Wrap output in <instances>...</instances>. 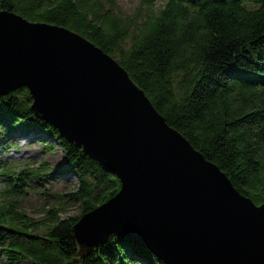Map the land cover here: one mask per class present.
<instances>
[{"label":"trees","instance_id":"1","mask_svg":"<svg viewBox=\"0 0 264 264\" xmlns=\"http://www.w3.org/2000/svg\"><path fill=\"white\" fill-rule=\"evenodd\" d=\"M0 12L67 29L116 59L171 127L238 192L264 206V0H165L160 7L145 0L132 14L116 0H0ZM32 106L26 87L0 97V142L37 137L49 153L60 147L67 162L55 172L47 163L4 167L2 264H166L114 235L79 257L75 227L113 199L121 183L36 118ZM64 174L78 185L43 207L40 219L20 208L29 181L53 187L50 181ZM42 195L53 197L44 187ZM69 205L79 206L78 216L64 217Z\"/></svg>","mask_w":264,"mask_h":264},{"label":"water","instance_id":"2","mask_svg":"<svg viewBox=\"0 0 264 264\" xmlns=\"http://www.w3.org/2000/svg\"><path fill=\"white\" fill-rule=\"evenodd\" d=\"M22 87L36 118L121 183L75 227L79 257L114 235L166 264H264V206L171 127L116 59L67 29L0 12V97Z\"/></svg>","mask_w":264,"mask_h":264},{"label":"rangeland","instance_id":"3","mask_svg":"<svg viewBox=\"0 0 264 264\" xmlns=\"http://www.w3.org/2000/svg\"><path fill=\"white\" fill-rule=\"evenodd\" d=\"M145 0H116V4L118 5L119 9L125 14H132L137 7ZM151 1L157 7L163 5L165 0H147ZM31 134V133H30ZM36 136V134H32ZM20 138V145L19 148L15 151H10L9 153H4L0 149V157H5L8 160V163L13 162H22L29 165V167L38 168L39 166L47 163L49 168L55 172L58 168L66 166V155L65 153L58 147L55 146V150L51 153L45 151L42 148V143L37 140V137L27 138L25 136L15 135L14 140ZM17 141V140H16ZM55 145V144H53ZM47 147V146H46ZM6 155V156H4ZM28 167V168H29ZM23 170V169H19ZM18 170L16 171V174ZM1 175V172H0ZM57 180L54 181L52 187V194L51 196H44V195H35L34 194V185L32 186L33 190L27 193L26 197L23 198L22 205L20 208L27 212L31 217L36 219H40L41 212L43 211V207H47L51 203L54 202L56 197L65 196L73 191V189L78 185L77 180L74 177H71L70 174H64L63 176H56ZM3 179L0 176V206L1 200L6 197L4 194L5 184ZM32 184V183H30ZM57 199V198H56ZM63 201H66V198H62ZM58 200V199H57ZM1 208V207H0ZM79 215V206L78 205H69L67 206V213L64 217H76ZM0 258H1V250H0ZM2 264V260L0 261ZM20 264H28L26 262Z\"/></svg>","mask_w":264,"mask_h":264}]
</instances>
